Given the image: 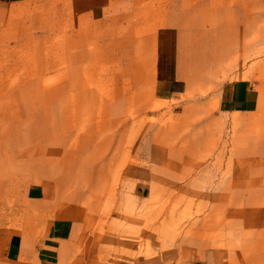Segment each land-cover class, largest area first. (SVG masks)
Segmentation results:
<instances>
[{"label":"rangeland","instance_id":"1","mask_svg":"<svg viewBox=\"0 0 264 264\" xmlns=\"http://www.w3.org/2000/svg\"><path fill=\"white\" fill-rule=\"evenodd\" d=\"M16 1L0 0L5 17ZM135 1L106 4L107 13L109 7L115 13H131ZM146 1L170 10L155 20V34L159 33L154 41L155 62L143 67L132 50L126 63L120 56L127 53V46L111 49L109 87L115 99L106 119L114 122L109 131H90L98 137L92 149L98 158L91 166L73 162L82 159L83 146L64 154L71 164L61 163L60 156L51 159L53 147L58 149L53 142L56 135L45 136L51 122L47 113L50 108L57 111L55 123L64 134L74 124L64 105L65 94L61 93L63 71L65 63L76 66L77 55H85L72 44L85 33L55 31L50 35L40 31L36 42L28 36L23 38L21 31H37L39 20L35 15L40 12H35L22 16L26 28H9L12 38L0 37V116H8L0 120V128L7 126L18 136L12 144L14 158L33 162L37 169L29 179H21L22 188L17 184L10 190L12 196H1L0 210L1 204L14 197L20 206L13 213L17 215L24 194L35 201L44 186L51 190L43 195V202H33L20 219L15 218L14 224L3 223L0 264H15L14 250L18 249L23 257L34 251L43 258L42 224L49 218L67 221L60 239L75 244L82 253L78 261L68 255V264H99L98 238L121 227L114 222L117 210L151 213L156 201L164 210L156 226L145 221L140 226L124 227L122 239L144 246L142 264H205L208 247L219 242L213 264H241V258L248 254L264 259V203L253 202L258 195L264 196V155L239 153L264 150V0ZM84 6L83 1L64 0L46 10H50L55 23H65L82 13ZM98 9L94 7L92 14L98 15ZM174 17L177 21L172 23ZM164 23L171 26L161 27ZM4 31L0 28V36ZM187 31L192 36H187ZM204 31L208 33L205 40ZM121 40L116 37L115 43ZM207 42V62L212 61L216 49L224 48L226 56L231 47L236 48L233 56L238 57V64L226 68V63L223 67L215 63L204 70L202 80L179 74L190 66L185 61L188 51ZM68 53L70 59L66 60ZM160 72L164 77L157 75ZM239 85L244 86L250 101L243 111H235L233 105V91ZM90 91L84 88L79 96L86 98ZM146 92H151L149 101L143 98ZM77 102L74 114L81 116L86 109L80 100ZM154 106H163L162 112L151 114ZM89 107L93 113L95 108ZM188 111L193 115L185 122ZM96 122L101 120H90L87 128L96 127ZM4 132L6 138L11 135L9 130ZM85 141L81 137L78 143ZM103 142L111 144L104 156ZM205 151L209 155L203 157ZM36 190H40L38 195ZM149 192L155 196L150 197ZM96 202L100 212L93 208ZM12 230L16 234L11 235ZM229 241L235 246L227 248ZM138 249L127 250L131 258L128 264H141L135 260Z\"/></svg>","mask_w":264,"mask_h":264},{"label":"bare ground","instance_id":"2","mask_svg":"<svg viewBox=\"0 0 264 264\" xmlns=\"http://www.w3.org/2000/svg\"><path fill=\"white\" fill-rule=\"evenodd\" d=\"M77 1H83V3H85V6L83 8L84 12L82 11V13L75 14L65 23H63L64 21L55 23L53 21V18L51 17L50 10H46L55 3L59 2L61 5L64 0H42V2H40V0H17L16 2L10 4V7L8 8V17H5L6 10L3 9L0 3V13H4V16L2 15V18L0 19V28H2L3 31L5 30L1 33L0 37L2 39L12 38L13 34L12 32L8 31L9 28L16 27L20 28L21 30L26 28L25 19H23L22 16L28 13L32 14L35 12H40L38 15H35V18L39 20L35 28L37 31H33V33H29L28 31H21L23 38L24 36H28L31 41L36 42V35L40 31L42 32V34L50 35L55 31H62L63 34V31H83V33H85L72 41V44L77 49L85 51V55L81 57L79 56V54L77 55L76 66H74V64L69 61L65 63V65H67V68L63 71V77H65V80L64 89H62L61 93L65 94V97L63 96L64 105L69 109V112L74 119V124L72 126H69V128H66L64 134V129L62 130L61 126L55 123L57 122V111H52L50 110V108L48 109L47 113L51 118V122L49 133H47V135L45 136L50 137L56 135V137L53 139V142L57 144L58 149L56 147H53V149L51 150L52 156L50 155L51 159L60 156V158H63V161H61V163L71 164V159H65L64 154L71 153L74 147L83 146V150L80 153L82 159H74L73 162L77 165L83 164L84 166H91L95 159L97 160L98 158V156L92 153V149L95 145V141L98 140V137H93V134L90 131H97L98 133H103L104 130L109 131V128L112 127L111 125L114 122L110 121L109 118L106 119V117L109 115V112H111L110 103L112 106V103L115 99V94H113L112 90L109 87L110 73L108 60L111 56V49L122 47L125 48L127 46V53H125L124 56H120L121 60H124L126 63H128L127 57L133 50L134 53H136V55H138V57H140V59L142 60L143 67H149L153 62H155L156 55L154 49V41L157 36H159V33L155 34L158 28L155 20H157L160 15L169 14L170 10H166V8H163L162 6H157L155 4L153 5L146 0H136V5L131 13H127V10L125 12L115 13L113 12L112 7L108 8L109 13H107L106 4H119L124 0ZM94 7H99V16L92 14V9ZM178 20H181V18H179ZM175 21L177 20L174 17L172 19V23H175ZM128 22L130 24H128ZM190 25H192V23H190L189 26ZM170 26L171 24L167 23L166 25V23H164L161 27ZM187 32V36H192V34H190L191 31ZM164 34L165 33L163 32L162 35ZM207 35L208 33L204 31V40L206 39ZM116 37H122L123 41L121 40L115 43ZM66 46V51H68L69 47L68 45ZM207 46L208 42L198 43L195 48L191 49L193 50L192 52L189 50L188 56L187 54L185 56V61L187 60V63H189L190 66L187 67V70H185L184 72L181 71V73L179 74L186 76L187 78H189V80H197L196 78L202 80L203 78H205L204 70H206L208 67H213L215 63L218 67H223L224 63H226V68L229 66V64H238V57L233 56L237 53L235 51L236 48L232 49L231 47L226 56H223L224 48L216 49V53L213 55L212 61L207 62L209 54L207 52ZM161 49L162 53L166 51L164 43L161 45ZM197 49L200 50V52ZM69 59L70 56L68 53L66 60ZM192 65H196V68L193 69ZM157 75L159 77H164V74L162 72L157 73ZM215 75L216 77L218 76L216 70ZM84 88H90L91 91L86 98H81L79 94ZM188 88L192 90L190 85H188ZM143 98L149 101L151 99V92H146L145 95H143ZM187 99H189V95L187 96ZM77 100H80L81 107L83 109H86L81 114V116H75L74 114V111L77 108ZM190 100L192 101L193 99H189V101ZM90 105H93V107L95 108L93 113L90 111ZM162 110L163 106H154L151 108L150 113H161ZM165 112H167V110H165ZM191 115H193V113H191V111H188L187 116L185 119H183V121L189 122L191 120ZM75 117L77 118L75 119ZM5 118H8V116H0V120H4ZM94 118L99 119V121L101 120V122H96V127L87 128L90 124V120ZM210 124L213 125L214 121H212ZM5 128L7 129L8 127L4 126V128H0V198L4 193L12 196L10 190L16 188L17 184L18 187L22 188L23 184L19 183L21 182V179L23 180L27 177L29 179L30 176H33L37 172V169L34 166L33 162L20 161L14 158L15 152L12 153V144L13 141L18 138V136L10 130L11 128H8L7 130L11 132V135L6 138L4 131L7 130ZM77 132L80 133V135L77 134ZM209 133H212L211 128L209 130ZM81 137L86 138L84 144L78 143ZM214 141H217V139H214ZM110 146L111 144L109 142H103L101 152L102 154L104 153L103 156L105 155V153H107ZM83 151H85L84 156L82 154ZM239 153H241V156H250L257 154L264 155V150L245 149ZM208 155L209 153L205 151L203 157ZM28 165H33V167ZM23 173L26 174L23 175ZM38 173L40 172L38 171ZM16 179H18V183L14 182ZM39 191L40 190H36L34 191V193L38 195ZM41 193L42 194L36 196L35 201L32 198H28V196H24V194L20 198V200L22 201V207L17 215L13 214L15 210L17 211V209L20 208V206H18V204L16 205V202H14L16 198L11 197V201L7 199L8 202L1 204L2 208L0 210V213L2 214L0 215V228L3 223L14 224L15 218L20 219L19 216L21 215V213H23L27 207L31 206L33 202H43V195L51 193V190H47L44 186L41 190ZM144 194L147 195V192L145 191ZM148 194L150 197L155 196V194L152 192H149ZM40 195L41 198H39ZM156 196L159 197L157 194ZM253 202L260 204L264 203V196L258 195L256 199L253 200ZM153 204L154 207H150L151 213H143L134 209L117 210L114 222L115 225L121 227L114 229L111 233L109 231V236L103 235L98 238L99 243L96 245V247L98 248L99 253L97 256L99 264H128L131 258L127 257V250L131 247L139 248L137 252L138 255H136L135 260L142 264V262L144 261V257L142 256L144 246L143 248H141L138 246L137 242L132 243L130 241L122 239V237L125 234L124 229L126 227L140 226L145 221H150L152 223V226H156L158 224L157 219L164 212V210L158 206L157 201ZM41 205H45V203H41ZM99 207L100 205L97 202L93 205L94 210L100 212ZM10 233L11 235L16 234L14 230H12ZM220 244L221 243L219 242V244L216 243L208 247L207 253L204 256L205 264H213V260L214 262L215 260H217L216 254L218 253L216 252V247ZM226 245L227 248H229L230 246H235V244L231 241H229ZM57 252L58 263L66 262V257L68 258V255H70L72 260L74 261L80 260L82 255V253H80L79 250L75 248V244H71L68 242L61 243V248L57 249ZM25 255V258H28L32 254H29L27 252ZM240 263L264 264V259L263 256L257 257L256 259L252 254H248L241 258Z\"/></svg>","mask_w":264,"mask_h":264},{"label":"crops","instance_id":"3","mask_svg":"<svg viewBox=\"0 0 264 264\" xmlns=\"http://www.w3.org/2000/svg\"><path fill=\"white\" fill-rule=\"evenodd\" d=\"M233 105L235 111H243L250 106L248 93L244 90L243 85H239V87L234 89ZM42 225V243H44L42 253H44L45 256L41 258L38 254L35 255L33 251L28 252L32 255L25 258L21 256V251L19 249L14 250L16 255L14 260L15 264H68L67 261L62 263L57 262V249L61 248V243L68 242L66 239H60V236L67 230V221L63 218H55L53 220L49 218L47 221H44ZM38 227H40V224L35 228Z\"/></svg>","mask_w":264,"mask_h":264}]
</instances>
